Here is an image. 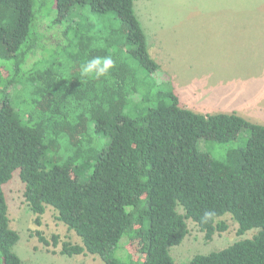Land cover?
<instances>
[{
    "label": "trees",
    "instance_id": "1",
    "mask_svg": "<svg viewBox=\"0 0 264 264\" xmlns=\"http://www.w3.org/2000/svg\"><path fill=\"white\" fill-rule=\"evenodd\" d=\"M148 50L135 0H0V264H22L4 193L15 174L36 225L51 207L80 238L62 243L67 257L177 264L170 250L187 221L210 242L229 215L237 235L256 232L179 264H264V124L182 107L152 77ZM105 55L110 73L81 77L82 63ZM205 211L214 220L202 223Z\"/></svg>",
    "mask_w": 264,
    "mask_h": 264
},
{
    "label": "rangeland",
    "instance_id": "2",
    "mask_svg": "<svg viewBox=\"0 0 264 264\" xmlns=\"http://www.w3.org/2000/svg\"><path fill=\"white\" fill-rule=\"evenodd\" d=\"M135 10L147 35L149 55L160 66L152 77L159 83L170 82L182 107L205 115H250L254 119L248 121L264 124V0H135ZM229 21L242 27L228 30L222 22ZM240 87H245L242 95L233 92ZM112 110L119 121L118 106ZM79 123L76 139L86 130L85 121ZM213 148L220 155L225 147L213 144ZM22 192L15 174L4 193L10 227L19 234L13 251L22 264H103L95 255L60 254L63 242L81 245L80 238L56 219L51 207H46L40 225H36V216ZM222 219L228 229L215 234L210 242L195 223L187 221L188 234L170 250L174 261L187 262L197 254L226 248L256 232L239 236L231 217ZM36 231L49 242L52 235H57L58 244L45 245ZM136 246L124 240L126 253L135 258Z\"/></svg>",
    "mask_w": 264,
    "mask_h": 264
},
{
    "label": "clouds",
    "instance_id": "3",
    "mask_svg": "<svg viewBox=\"0 0 264 264\" xmlns=\"http://www.w3.org/2000/svg\"><path fill=\"white\" fill-rule=\"evenodd\" d=\"M115 61L111 55L95 56L80 65V75L82 78L94 77L100 79L106 76L114 68ZM215 212L205 211L201 218L202 223L214 220Z\"/></svg>",
    "mask_w": 264,
    "mask_h": 264
},
{
    "label": "crops",
    "instance_id": "4",
    "mask_svg": "<svg viewBox=\"0 0 264 264\" xmlns=\"http://www.w3.org/2000/svg\"><path fill=\"white\" fill-rule=\"evenodd\" d=\"M252 20L255 21L254 18H252ZM222 24H225V25H226L225 28H227L228 30H229L230 28H241V27H242V24H239V23H233L232 21H229V22H222ZM244 88H245V87H240V88H238V89H235V88H234V90H236V91H233V92L242 95V93H243V91H244ZM249 88L251 89L252 86H249ZM229 89H230V92H232L233 89H232V88H229ZM221 94H222V93H221ZM221 94H216V93H215V95H221ZM188 109H189V108H188ZM190 110H192V109H190ZM192 111H193V110H192ZM240 116H242L243 118H245V119H247V120L254 119V118H253L252 116H250V115H244V114H241Z\"/></svg>",
    "mask_w": 264,
    "mask_h": 264
}]
</instances>
